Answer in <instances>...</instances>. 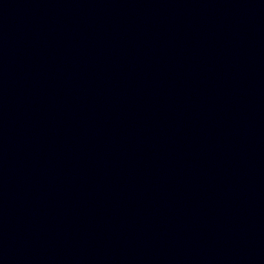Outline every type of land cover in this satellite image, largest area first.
Wrapping results in <instances>:
<instances>
[{
  "label": "water",
  "instance_id": "95a60500",
  "mask_svg": "<svg viewBox=\"0 0 264 264\" xmlns=\"http://www.w3.org/2000/svg\"><path fill=\"white\" fill-rule=\"evenodd\" d=\"M0 264H264V0H0Z\"/></svg>",
  "mask_w": 264,
  "mask_h": 264
}]
</instances>
